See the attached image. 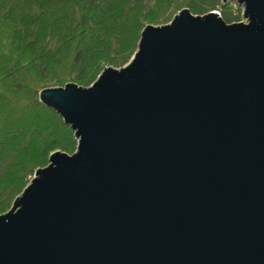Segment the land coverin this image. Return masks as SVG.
Instances as JSON below:
<instances>
[{"label":"water","instance_id":"obj_1","mask_svg":"<svg viewBox=\"0 0 264 264\" xmlns=\"http://www.w3.org/2000/svg\"><path fill=\"white\" fill-rule=\"evenodd\" d=\"M238 1L246 21L182 7L38 91L77 144L0 213V264H264V0Z\"/></svg>","mask_w":264,"mask_h":264},{"label":"trees","instance_id":"obj_2","mask_svg":"<svg viewBox=\"0 0 264 264\" xmlns=\"http://www.w3.org/2000/svg\"><path fill=\"white\" fill-rule=\"evenodd\" d=\"M130 2L0 0V213L25 186L27 175L47 163L52 150L66 148L63 130L68 125L38 99L45 83L63 85L72 79L82 51L85 65L76 81L88 85L118 55L133 53L146 23L165 22L164 13L182 4L195 7L191 0H154L144 12L141 3ZM33 5L37 13L30 12ZM68 8L75 9L77 17L66 22ZM221 16L232 20L228 12ZM50 37L59 40L54 48L48 46ZM45 134L50 141L42 144Z\"/></svg>","mask_w":264,"mask_h":264},{"label":"rangeland","instance_id":"obj_3","mask_svg":"<svg viewBox=\"0 0 264 264\" xmlns=\"http://www.w3.org/2000/svg\"><path fill=\"white\" fill-rule=\"evenodd\" d=\"M99 1L102 3L105 0H99ZM191 1L194 3V6H195L194 9H192L190 6H188L186 4H182L178 9H172V10L166 11L164 13V15L166 17L165 22H168L173 17V15L182 7H188L189 10L193 14H203L209 10H212L213 1L215 2L214 7L216 8L213 10L218 11L220 13V15L223 12L230 13L232 15L231 22H233V21H246V18L243 16L242 4L238 0H224V1L223 0H191ZM135 2L141 3L144 7L143 11L145 12L153 5L154 0H131L130 4H133ZM29 10L31 13H37L39 9L37 6L33 5L30 7ZM222 16H224L225 18L227 17V15H222ZM70 17H77V12L75 9H72V8L67 9V20H66V22L69 21ZM165 22H159L156 24H162ZM112 42H113V50H115L117 48V41L115 40V38H113ZM58 43H59V40L56 37H50L48 40V46L50 48L56 47ZM131 55H128L126 57H124L121 54L118 55L116 61L114 63H112L111 66L120 67V66L124 65L126 62H128ZM84 65L85 64H84V59H83V52L80 51L79 54L77 55L75 61H74L73 70H72V79H69L68 81L77 82L76 78L82 73V71L84 69ZM78 84H80V83H78ZM81 85H83V84H81ZM45 86H55V85H52V83L46 82ZM63 139H64V143H65V147H66L65 150H63V151H66L67 153L73 152L76 148L77 139L74 137L73 130L69 126H67L63 130ZM49 141H50V135L45 134L41 140V143L46 144ZM29 175H30V177H32L33 173L27 175V177H26L27 182L30 180V178H28Z\"/></svg>","mask_w":264,"mask_h":264},{"label":"built area","instance_id":"obj_4","mask_svg":"<svg viewBox=\"0 0 264 264\" xmlns=\"http://www.w3.org/2000/svg\"><path fill=\"white\" fill-rule=\"evenodd\" d=\"M28 178H30V179H31L30 175H29V177H28Z\"/></svg>","mask_w":264,"mask_h":264}]
</instances>
